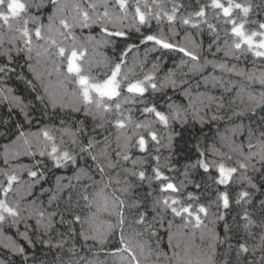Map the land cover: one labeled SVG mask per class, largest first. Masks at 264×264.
<instances>
[{"label": "snow or ice", "instance_id": "snow-or-ice-1", "mask_svg": "<svg viewBox=\"0 0 264 264\" xmlns=\"http://www.w3.org/2000/svg\"><path fill=\"white\" fill-rule=\"evenodd\" d=\"M101 46L113 55L97 59ZM150 51L176 53L177 69L211 66L247 82L223 133L204 131L216 98L197 107L188 73L161 76L159 58L146 71ZM45 73L63 78L72 103L50 94ZM12 75L34 102L4 86ZM0 105V136L14 137L0 166V229H16L0 264H264V0H0ZM57 106L91 117L92 129L61 119L58 142L44 123ZM69 168L43 187L52 169Z\"/></svg>", "mask_w": 264, "mask_h": 264}, {"label": "trees", "instance_id": "trees-1", "mask_svg": "<svg viewBox=\"0 0 264 264\" xmlns=\"http://www.w3.org/2000/svg\"><path fill=\"white\" fill-rule=\"evenodd\" d=\"M153 27H155V22H153ZM98 29H94L92 31V35L98 34ZM87 30L85 31V35H87ZM138 34H133L134 38L133 41L128 42H137L135 40V36ZM209 38L208 36L204 37V48L205 50L208 47ZM120 48H123L125 46V42H120ZM145 47L148 49H152V44L149 43L148 45H141L139 53H136L135 51L133 53L129 54V60L131 62L132 58L139 56L143 57L145 54ZM215 49L213 48V51ZM113 55V47H103L97 49V59H103L104 57H111ZM218 58L223 57V53L217 54ZM159 58L160 63V75L163 76L165 73H167L169 70L175 69L177 72V76L180 77L182 73H188L187 77H184L185 79H189L191 86H192V92H193V102L197 105V107H202L203 104L208 103L207 96L215 97V101L212 103V107L210 109H207V124L204 127V131L206 134H208L210 137L217 133V129H219L220 133H223L224 130L230 126V122L228 121V117L232 115L233 110H238L239 108L243 107L244 102H247L248 100V91L250 88L247 86V82L244 81L242 78L226 73L221 72L220 70L213 71L211 66H208L206 69L203 70L202 74L198 72H189L188 67H183L180 69L176 68V65L179 63V56L174 52H167V51H150L148 55V62L145 65V70H149L152 66V62ZM209 59H212L211 55H208ZM251 59V58H249ZM232 63H236L235 60L232 61ZM239 67H248L251 68V63H245L244 61H241L238 65ZM43 70V69H41ZM20 71V69H18ZM26 72L27 70L24 69ZM29 78H31V74H28ZM215 76L217 78H223V84L229 89L228 91L225 90V86H215L213 87L211 83H209L207 86L204 84V77H210ZM63 78L58 76L56 73H53L51 76H48L46 73L44 75V84L48 87V90L50 94L53 95L54 98L57 99L58 102L63 103H72V97L65 94V85L62 82ZM197 82H199L200 86L199 88L196 87ZM4 86L7 88L13 89V94L21 96L25 102L33 101L34 102V96L36 93L32 92V90L25 84V82L21 79H18L15 75H12L10 79L4 82ZM257 90L259 88L258 85L253 86ZM43 91V89H41ZM70 91V87H69ZM196 92L204 93L205 95L202 97L196 96ZM168 95L172 97L173 101L179 104L187 105L189 103L188 99L182 94L181 89H177L175 91H172L171 89L168 90ZM218 105H223V107H218ZM39 108H43V105L38 106ZM49 113H53L51 117H45L44 123L47 124L49 127L53 129V134L56 136L57 141L59 142L61 132L59 129H61V119L64 120L65 126L68 128H71L72 130H75L78 127H84L86 130H91L93 127V121L91 117H85L83 112H71L70 109H61L59 106L55 110L52 108H49L47 110ZM203 114V112H202ZM213 114L218 115L219 117H222L221 119H218L217 121H211L208 119ZM0 118H7V109L4 105H0ZM23 119L21 116L14 115L12 120L13 122H19ZM245 122L246 119H245ZM11 127V124L9 125ZM199 127V125H198ZM35 130V129H33ZM2 131V129H0ZM10 139H14V137H4L0 136V166H2V153L4 150V146L10 143ZM97 139H103L102 136H98ZM64 140L67 142L68 137L65 136ZM19 163L28 164L30 163L29 159L27 157H21L19 160ZM91 163V161H89ZM83 164V161L81 162ZM72 171L71 169H52L50 173L46 174L47 176V182L43 183V187L45 189H48L50 187L54 186L55 178L57 176H67L71 177ZM26 177V174H25ZM35 193L37 196L40 195V185H37L35 189ZM50 193H45L41 200L45 207L48 206V196ZM235 215L233 212L231 215L228 216L229 221H231L232 216ZM34 223V221H32ZM21 231H23V225L20 226ZM223 224L221 223L219 225V230L222 231ZM63 230V229H61ZM16 229L15 228H9L7 225L4 226L3 229H0V246H2L5 243H8L9 237H15ZM197 240L196 243H199V233L196 234ZM47 250L44 249L41 251L40 255L43 257L44 253ZM90 255V254H89ZM53 257L52 253H48L47 259L51 260ZM91 258V255H90ZM97 260L103 262L106 260L105 255L103 252H101L97 257H95ZM8 257L5 255V250L0 247V260H5L7 262ZM16 264H19V259H16Z\"/></svg>", "mask_w": 264, "mask_h": 264}]
</instances>
